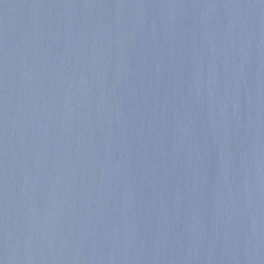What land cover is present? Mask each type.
<instances>
[{
    "label": "water",
    "instance_id": "1",
    "mask_svg": "<svg viewBox=\"0 0 264 264\" xmlns=\"http://www.w3.org/2000/svg\"><path fill=\"white\" fill-rule=\"evenodd\" d=\"M0 264H264V0H0Z\"/></svg>",
    "mask_w": 264,
    "mask_h": 264
}]
</instances>
